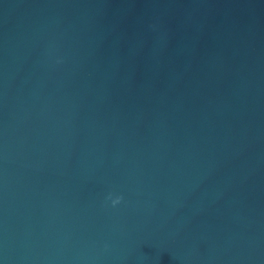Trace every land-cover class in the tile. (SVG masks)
<instances>
[{
    "label": "water",
    "instance_id": "obj_1",
    "mask_svg": "<svg viewBox=\"0 0 264 264\" xmlns=\"http://www.w3.org/2000/svg\"><path fill=\"white\" fill-rule=\"evenodd\" d=\"M0 264H264V0H0Z\"/></svg>",
    "mask_w": 264,
    "mask_h": 264
}]
</instances>
